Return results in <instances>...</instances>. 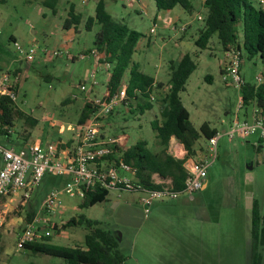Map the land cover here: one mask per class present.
Masks as SVG:
<instances>
[{
  "label": "rangeland",
  "instance_id": "obj_1",
  "mask_svg": "<svg viewBox=\"0 0 264 264\" xmlns=\"http://www.w3.org/2000/svg\"><path fill=\"white\" fill-rule=\"evenodd\" d=\"M44 1L0 0V72L15 71L19 75L16 104L26 118L37 121L35 126H30L27 121L17 120L10 139L0 136L1 145L19 149L36 141L48 144L67 140L77 129L84 105L102 98L109 72L106 65L100 63L103 54L94 49L99 26L95 25L87 31L85 23L94 15L98 1H103L108 14L142 34L133 61L142 72L159 79L157 83H161L162 87L156 94L163 96L167 92L172 63L177 64L187 53L196 61L197 68L188 79L181 98L195 128L207 123L211 129L221 133L218 157L208 168L207 190L197 191L193 199L187 195L180 196L175 203L184 201L182 207L171 208V204L156 201L150 206L147 216L139 193L112 190L105 201L81 208L82 199L70 197L64 191L67 177L47 175L36 186L25 207L18 202H0V218L3 219L0 227V264H66L61 258L33 254L19 245V235L26 224L28 210L41 220L37 227H44L47 222V227L35 235L34 241L49 236L55 245L84 246L87 233L84 226L61 228L70 218L84 215L98 221L102 228L115 235L120 251L127 258L126 264H148L146 217H197V211L206 210V207L217 217H251L249 203L252 200L259 204L264 215V150L259 147L258 134L230 139L222 133L229 129L236 116L243 119L245 110L239 109L240 89L223 80L221 71L225 52L216 36L205 50L195 46L207 14L204 0H191L194 6L192 14L180 7L171 12L159 11L154 0H86L85 3L81 0H58L54 14ZM253 1L256 6L257 0ZM71 5L82 19L78 26L65 30L63 23ZM11 39L23 47H36L34 60H21ZM56 51L62 54L54 57L52 53ZM92 73L97 83L91 89ZM262 73L264 65L258 57L249 59L243 56L241 75L245 83L255 85L256 77ZM128 76L127 72L122 87H126ZM82 85L87 90L81 89ZM163 99L158 100L159 107L154 105L156 101H152L153 110L143 115L132 111L137 110L134 101L131 102L132 108L117 107L101 120L107 138L122 136L124 140L120 144L126 147L144 141L148 150L160 152L162 147L150 124L155 119L162 121ZM247 110L249 116L251 107ZM207 148V140H199L195 156L206 153ZM182 157L180 149L179 158ZM127 176L130 177L129 174ZM52 191L60 192L61 205L48 214L43 202ZM159 204L164 207L163 212L156 210ZM53 225L57 229H53Z\"/></svg>",
  "mask_w": 264,
  "mask_h": 264
},
{
  "label": "trees",
  "instance_id": "obj_2",
  "mask_svg": "<svg viewBox=\"0 0 264 264\" xmlns=\"http://www.w3.org/2000/svg\"><path fill=\"white\" fill-rule=\"evenodd\" d=\"M160 11H172L176 7L182 8L192 14L194 6L191 0H154ZM253 0H204L207 9L204 27L200 30L195 46L205 50L211 39L216 36L223 52L233 51L243 61L246 55L249 59L258 57L264 65V6ZM58 0H45L47 8L56 14ZM82 16L75 12L71 5L67 18L63 23L65 30H70L81 23ZM98 25L99 30L95 35L94 49L103 54L102 64H110L109 78L106 82L104 95L99 103L87 102L82 108L77 125L87 124L94 112L109 101L116 91L122 87L126 73L129 76L126 83V99L121 106L133 107L131 102H136L137 111L143 115L152 111L154 105L152 95L161 90L162 84L155 78L140 70V66L133 61L136 46L142 34L130 29L123 22H119L105 10L103 1H98L94 15L85 23L87 31ZM76 29V28H75ZM13 40V39H11ZM14 41V40H13ZM197 68V63L190 54H185L180 61L172 63L168 90L162 96L164 99L161 111L162 121H151V128L156 133L160 152L148 150L144 141H139L132 146L116 147L118 155L135 170V178L144 189H159L153 175L160 180L171 179L175 190L184 189L187 178L185 161L195 155V145L201 140H209L218 132L203 123L198 129L190 121V113L184 106L181 94L186 90L190 76ZM47 79V77H45ZM241 101L245 110L248 107H258L264 111V84L260 86L245 84L240 89ZM161 97V98H162ZM27 121L30 126H35L37 121L26 118L16 102L9 97L0 98V136L10 139L12 128L17 120ZM172 138H175L186 151V156L179 159L168 153ZM109 191L92 190L86 193L80 204L81 208L92 207L107 199ZM35 213L28 210L25 222H32ZM84 226V246H61L51 243V238L45 236L41 241H33L22 245L24 250L33 254H45L61 258L66 264H126V256L120 251L117 238L110 230L102 228L101 223L88 219L84 215L72 217L61 228ZM53 229H57L53 225ZM2 234L0 233V241ZM251 239H252V264H261L260 248L264 245V215L261 214L259 204L253 201L251 210Z\"/></svg>",
  "mask_w": 264,
  "mask_h": 264
},
{
  "label": "built area",
  "instance_id": "obj_3",
  "mask_svg": "<svg viewBox=\"0 0 264 264\" xmlns=\"http://www.w3.org/2000/svg\"><path fill=\"white\" fill-rule=\"evenodd\" d=\"M86 0H81L85 3ZM129 2L130 0H125ZM264 6V0H258ZM13 45L21 60L33 61L37 53V48L33 46L23 47L13 41ZM61 52H53L54 57L60 56ZM242 60L233 51L225 53V62L222 66V76L225 82L241 89L245 85V80L241 75ZM106 69H111L110 64H105ZM91 89L96 85L95 74ZM264 84V73L256 77V86ZM20 77L15 72H0V98L9 97L16 102L18 98V88ZM81 89L87 90L84 85ZM126 87H120L116 93L109 98V101L101 105L93 114L91 120L85 125H77L76 131L67 140H60L56 143L43 144L36 141L26 144L19 149L8 148L0 144V202H18L21 206H26L34 192L36 186L47 176L67 177L65 193L70 197H78L82 200L86 193L92 190H118L136 192L142 195L140 201L143 205L145 215H148L149 208L156 201H175L182 195L190 198L197 191L202 190L206 185L207 172L209 166L218 157V142L221 133L207 140L208 148L206 153L189 157L185 161L187 178L185 187L182 190H175L171 179L156 180L159 189H144L135 178V170L132 169L115 151L116 147H122V137L118 139H108L102 133V118L110 115L126 99ZM156 96L151 97L155 101ZM99 103L100 100L94 101ZM239 109L244 110V105L240 99ZM244 110L243 119H236L230 122L228 130L222 133L230 139L235 136L245 138L248 134H258L259 147L264 150V111L258 107H251ZM250 120H249V119ZM186 151L182 149L185 158ZM180 159V158H179ZM127 174L130 175L127 176ZM60 192L52 191L43 202L44 210L48 214L54 212V208L61 205ZM3 219L0 218V227ZM37 216L32 222H26L19 235V245L33 242L35 235L47 227H37L40 223Z\"/></svg>",
  "mask_w": 264,
  "mask_h": 264
},
{
  "label": "crops",
  "instance_id": "obj_4",
  "mask_svg": "<svg viewBox=\"0 0 264 264\" xmlns=\"http://www.w3.org/2000/svg\"><path fill=\"white\" fill-rule=\"evenodd\" d=\"M180 43L184 44V41ZM161 97L157 95L156 99L160 100ZM155 105L159 107L160 104ZM102 133L107 136L106 129L102 128ZM180 149L184 147L172 138L168 153L179 158ZM153 179L156 181L160 178L153 175ZM208 187L209 181L206 180L202 191ZM176 201L179 199L162 204H171V208L185 205L184 201ZM162 204L156 210L163 212ZM252 205L253 200L249 203L250 211ZM207 210V207L206 210H198L197 217H146L148 264H252L251 217H242L243 220L241 217H217ZM260 254L261 264H264V245L260 248Z\"/></svg>",
  "mask_w": 264,
  "mask_h": 264
}]
</instances>
